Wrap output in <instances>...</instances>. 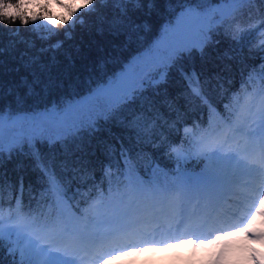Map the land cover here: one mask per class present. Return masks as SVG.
Here are the masks:
<instances>
[{
  "label": "trees",
  "instance_id": "obj_1",
  "mask_svg": "<svg viewBox=\"0 0 264 264\" xmlns=\"http://www.w3.org/2000/svg\"><path fill=\"white\" fill-rule=\"evenodd\" d=\"M25 1L0 0V108L10 106L13 112L41 111L66 96L85 95L90 84L120 72L173 19L169 0H156L151 11L146 3L137 7L109 0L94 4L93 11L85 10V24L77 22L68 39L64 27L53 28L42 19L35 25L22 23L19 14L27 10L20 6ZM178 6L177 0H171L172 8ZM228 12L213 27L212 42L203 55L195 48L180 53L184 69L199 74L206 99L189 91L176 67L165 68L167 75L159 80L163 82L145 83L142 96L125 101L113 117L97 120L95 129L81 128L51 143L37 140L48 174L30 156L14 151L9 158L6 149L0 163V220L19 215L33 223L55 221L58 228L49 232L75 246L82 243V230L92 235L98 220L107 225L117 195L119 205L137 215L163 204L171 206L181 194L178 184L197 172L218 185L227 184L235 170L233 162L211 160L205 171V161L199 157L178 170L168 145L193 153L198 143L238 123L248 99L264 95V80L258 73L264 66V52L259 51L264 0L235 5ZM145 23L150 30L142 27ZM16 29L19 35L13 32ZM57 41L62 46L52 48ZM230 50L235 51L233 59L224 56ZM125 150L126 155H121ZM125 177L135 178L131 190ZM205 192L209 196L210 191ZM11 259L5 243L0 264H11Z\"/></svg>",
  "mask_w": 264,
  "mask_h": 264
},
{
  "label": "rangeland",
  "instance_id": "obj_2",
  "mask_svg": "<svg viewBox=\"0 0 264 264\" xmlns=\"http://www.w3.org/2000/svg\"><path fill=\"white\" fill-rule=\"evenodd\" d=\"M22 4H28V9L31 10L35 8L29 0ZM228 11L225 13H230ZM159 36L148 47L152 46ZM164 71L163 66L153 67L148 70L147 75L159 81ZM239 117L241 118L235 125L224 129L220 134L209 136L206 142L198 143L193 153L183 149H175L173 152L175 169L178 170L190 159L200 157L207 163L208 157H212L213 153H216V156L212 160L227 159L233 162L235 170L227 184L215 187L211 185L213 181L206 177L198 178L192 186V194L185 195L191 192L188 189L178 195L171 206L163 204L151 209L149 214L134 217L119 205L121 197L117 195V201L105 221L107 225L103 226L98 220L97 229L92 235H87L82 230L79 238L82 243L75 246L72 240L65 241L67 238H58L49 231L40 232L32 226L30 219L23 216L8 217L3 221V226L6 229L22 226L29 235L39 233L43 246L51 247L53 251L58 250L65 258L74 261V264H105V260L107 264H264V239L256 241L243 232H237L227 240L222 239L213 244L205 243L202 247L178 244V241L185 239H211L218 230L232 231L234 228L243 227L250 212L255 210L256 204L264 206V95L255 94L248 99L245 111ZM9 130V126L5 125V150L8 149ZM188 183L183 182L186 185ZM179 187L182 188L181 185ZM204 188L210 189L212 194L199 195L200 190ZM219 194L220 197H217ZM226 194L235 201V207L232 204L224 205L223 212L209 217L211 224L206 228V216L213 211L214 206L219 209L216 204ZM210 195L213 204L209 200ZM93 214H96V211H93ZM222 216L230 221L235 218L231 227L224 229L218 225ZM252 227L253 230L264 229V217L257 216ZM127 233L132 236L129 242H123L122 245L118 241L111 244L106 242L110 234L122 237ZM79 234H75L76 238ZM100 243L102 248L99 247ZM130 250L133 251L132 255H120ZM252 255L261 260H253Z\"/></svg>",
  "mask_w": 264,
  "mask_h": 264
},
{
  "label": "snow or ice",
  "instance_id": "obj_3",
  "mask_svg": "<svg viewBox=\"0 0 264 264\" xmlns=\"http://www.w3.org/2000/svg\"><path fill=\"white\" fill-rule=\"evenodd\" d=\"M113 3H133L137 7H141L146 3L149 11L155 6L156 0H112ZM253 0H177L178 7H171L169 0V12L174 19H169L163 26L159 39L148 47L142 54L133 57L123 69L104 80L98 79L95 86H89L86 95L74 94L66 96L52 103L51 106L45 105L42 112H32L31 114L24 113L22 110L13 112L10 106L0 108V163L3 162L5 152V125H9L8 132V152L11 158L12 152L18 155H28L37 161L44 174L50 171L48 165L43 163L41 153L36 149L37 140H47L50 143L62 139L66 135L78 132L81 128L95 129L96 121L100 118H111L115 115V110L124 104L125 101L131 100L135 95H141L144 91L145 83L149 86L157 81L147 75L150 68L163 66L164 68L176 67V71L181 78L185 80L189 87V91L202 99H206L203 92V87L199 80V74L192 69L185 70L179 61L180 53L189 52L193 48H199L201 55L204 54V47L212 42L213 27L220 24L225 19V12L231 10L235 5L250 4ZM36 8L35 11L28 9V4H22V9L27 11L19 14V18L25 25L31 21L34 25L38 19H42L46 24L53 28L61 26L65 28V36L68 39L72 38V29L78 22L81 26L85 24V10L93 11L94 4H107L109 0H81L79 5L75 4V0H69L64 3V0H44L41 4L39 0H29ZM51 3H56L57 6L63 9L59 14H53L49 9ZM215 5V6H214ZM227 6V7H226ZM123 11V10H122ZM103 21H101L102 23ZM145 30H150L149 24L145 23L142 26ZM19 29L13 30L16 35H19ZM103 31V29H98ZM44 39L45 37H41ZM27 43L26 41H21ZM62 42L57 41L52 45V48L59 49ZM259 51L264 52V39L259 45ZM3 49L0 48V53ZM225 58H235V51L230 50L224 54ZM255 70V69H254ZM258 73L264 80V66L258 69ZM167 73H162L166 77ZM193 89H195L193 91ZM2 92V87H0ZM31 92V87H29ZM78 96V98H77ZM144 99H147L146 97ZM19 99L17 103H19ZM172 107V104H169ZM158 113L151 116V120H155ZM21 125L20 127H16ZM167 141H162V145ZM27 146V151L25 147ZM170 152L176 151L172 145H168ZM121 155H126V150L122 151ZM216 156L208 157V163H205V171L209 168L211 160ZM111 164L108 165V168ZM158 167V166H157ZM107 174V170H106ZM135 180L130 178V183ZM142 183V182H141ZM31 215V213H29ZM257 216L264 217V206L260 203L256 204L255 210L250 212V216L243 227L234 228L232 231L218 230L213 238L207 240L185 239L178 241V244H191L194 246H203L205 243L213 244L218 241L227 240L237 234L243 232L248 237L256 241L264 239V229L253 230V222ZM34 228L40 232L54 231L58 228L55 221H34ZM7 243V250L12 259L11 264H74V261L65 258L58 250L53 251L51 247L42 245L39 233L29 235L24 231L23 227L3 226V221L0 220V249H4ZM173 245H169L172 247ZM142 250V249H139ZM156 250V249H149ZM19 253L20 259H17ZM133 251H125L120 255H132ZM223 257V252L220 253ZM118 258V257H115ZM253 260L257 259L252 255ZM219 260V259H218ZM105 264L107 261L105 260Z\"/></svg>",
  "mask_w": 264,
  "mask_h": 264
},
{
  "label": "bare ground",
  "instance_id": "obj_4",
  "mask_svg": "<svg viewBox=\"0 0 264 264\" xmlns=\"http://www.w3.org/2000/svg\"><path fill=\"white\" fill-rule=\"evenodd\" d=\"M6 126H9V125H7L6 124ZM50 145V144H49ZM41 147V146H40ZM49 147V146H48ZM41 149V148H40ZM18 163V162H17ZM52 166V165H51ZM19 172V171H18ZM27 172V171H26ZM129 182V179L127 178V177H125V184L127 185V183ZM232 201L233 202H235L233 199H232ZM142 213H139V214H137V215H141ZM208 215H210V213L208 214ZM233 220H235V218H231V221L230 220H226V219H221V220H219L218 222V225L219 226H221L222 228H224L225 229V227H231V225H232V221ZM2 221H4V220H2ZM232 222V223H231ZM112 234V233H111ZM109 235L108 237H107V241L106 242H108V244H111V243H113V242H120V244L122 245L123 244V242H129V240H131V237L132 236H130V233H127V234H123L124 236H119L118 234H113V235ZM136 239H138V236H137V238ZM101 244L102 243H100V246L99 247H103V246H101Z\"/></svg>",
  "mask_w": 264,
  "mask_h": 264
},
{
  "label": "clouds",
  "instance_id": "obj_5",
  "mask_svg": "<svg viewBox=\"0 0 264 264\" xmlns=\"http://www.w3.org/2000/svg\"><path fill=\"white\" fill-rule=\"evenodd\" d=\"M39 2L41 4H43L44 0H39ZM68 2H69V0H64V3H68ZM80 3H81V0H75V4L76 5H79ZM51 12L53 14H59V13L63 12V9L61 7H59V6H57L56 3H51Z\"/></svg>",
  "mask_w": 264,
  "mask_h": 264
},
{
  "label": "water",
  "instance_id": "obj_6",
  "mask_svg": "<svg viewBox=\"0 0 264 264\" xmlns=\"http://www.w3.org/2000/svg\"><path fill=\"white\" fill-rule=\"evenodd\" d=\"M86 94H87V93H86ZM86 94H85V95H86Z\"/></svg>",
  "mask_w": 264,
  "mask_h": 264
}]
</instances>
